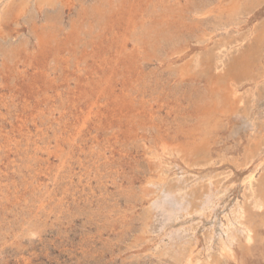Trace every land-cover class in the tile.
Masks as SVG:
<instances>
[{
    "label": "rangeland",
    "instance_id": "rangeland-1",
    "mask_svg": "<svg viewBox=\"0 0 264 264\" xmlns=\"http://www.w3.org/2000/svg\"><path fill=\"white\" fill-rule=\"evenodd\" d=\"M217 1L190 0L186 21L201 20L200 28L179 25L180 44L188 42L190 51L208 46L213 60L205 74L192 72L185 79L180 74L184 60L173 55L174 43L165 38L160 46L143 43L142 51L98 71L93 57L111 44L104 37L112 15L106 0H75L74 6L59 3L41 11L32 5L17 23L9 22L8 37L0 39V264H183L175 250L185 248L187 254L193 247L192 260L199 264L219 258V264H264L263 225L248 247L238 232L230 257H219L225 216L238 204L248 208L249 196L264 188V164L257 168L264 158L258 114L264 76L257 85L253 79L234 84L235 100H242L248 120H222L204 136L206 150L192 149L200 131L190 133L201 123L199 99L207 79L226 76L264 34V0L231 21L216 19ZM205 4L208 14L194 16L193 10ZM203 33L206 42L199 41ZM256 57L264 67V42ZM112 68L117 98L99 99V77ZM157 179L192 203L190 214L165 229L149 210L148 182ZM210 182L219 197L213 213L202 215L198 199ZM178 229L188 234L171 247L166 234Z\"/></svg>",
    "mask_w": 264,
    "mask_h": 264
},
{
    "label": "bare ground",
    "instance_id": "bare-ground-1",
    "mask_svg": "<svg viewBox=\"0 0 264 264\" xmlns=\"http://www.w3.org/2000/svg\"><path fill=\"white\" fill-rule=\"evenodd\" d=\"M74 1L75 0H0V39H5L8 37L7 34H9V32H10L7 30V27L10 26L9 22H14V23L16 22L17 23L21 17H23L29 13V10L31 9L32 5L36 9V11H41L45 6L55 7L59 3L61 5H65L67 7L74 6L73 5ZM189 1L190 0H116L115 2H113L111 0H106V2H108V4L112 8V11H111L112 15L110 17V21L108 23V28L106 30L107 34L105 31L104 37L108 41V43L111 42V44L107 47V50L104 53L99 54L96 57H93L94 61L96 63H98V66H97L98 71L101 70V72H103V73L107 72V69L111 68L110 66L113 67L112 64H116L123 57H129L130 55H132L135 52L142 51L144 49V47L142 46L143 43L145 45H148V46H150V45L160 46V44H158V43H161V40L164 41V38H165V39H167L166 41H169V42L171 41L172 43H174V48L172 49L174 51L173 55H176V54L181 55L180 59L184 60L183 65L180 67V74L183 78L185 76L186 77L189 76L192 72H194L195 74H198V73L199 74H205L208 71V69L210 68V66L212 68V63H213V60H212L209 52L207 51L208 46H206L205 48H194V49H192V51H190L189 45H187L188 42H186V44H184L182 41V44H180L181 38H179L178 28H179V25L181 27L185 28V26L188 25L187 22L190 21V20L186 21V19H188V18H186V16H185V14L187 13V10H190ZM15 2H18L17 6L14 7L13 9H10L11 7H13ZM217 2L219 4V9L221 10V12L219 13V15L216 16V19H219L220 21H222V20L231 21L235 16H237L238 14H241V12L246 9V7L250 6L251 3H254V2L255 3H261L262 0H230L227 4H224L225 2H227L226 0H218ZM114 4H116L115 7H114ZM101 5H102V3H101ZM209 6L210 5L205 4L202 7H196L193 10L194 16L207 15L209 12ZM9 9H10V11H9ZM100 9L97 8L96 13H99ZM10 12H12V13H10ZM31 13H33V12H31ZM7 17L9 19L5 20V18H7ZM89 17H90V15H89ZM157 21H159V22H157ZM192 21H193V23L189 22L190 27H191L190 31H192V29L198 30L200 28L199 24H200L201 20L195 19ZM86 24H87V22H86ZM10 27H12V26H10ZM82 28H83V26H82ZM176 28H177V30H175ZM67 30H68V28H67ZM53 32H54V30H53ZM67 32H69V30ZM43 33H45V32H43ZM84 33H83V35H84ZM164 34L166 36H163ZM40 35H41V33H40ZM42 36L44 37V35H42ZM46 36H48V35L46 34ZM51 36H53V35H51ZM200 36H201V38H199V41L200 42H206V39H205L206 36L204 35V33H203V35L200 34ZM49 39H50V41H52L51 38H48V40ZM256 39H257V42H256L255 46L251 47L242 57H240L232 65V67L230 68V71L228 72V74H226V76L221 77V78L218 76L209 77V79H207V85L204 89V92H202V95H200L201 97L199 99V101L202 102L201 105H203L202 109L201 110L199 109L201 111V112L199 111L200 112L199 113V122H201V123L198 125L201 128V130L198 129L199 128L198 127L195 131H193L194 133L189 132L191 135L194 134V136H197L196 134L200 131L199 136H197V137H199V141H197V140L195 141L194 147L192 145V149L194 148L197 151L206 150L205 149L206 141L204 139V136L211 134L214 130H216L218 128L220 122H222V120L228 119V118H232V120H234V121L248 120L247 113L245 112V110H242V108L240 107L242 100L241 99L235 100L236 99V97H235L236 91L234 89V84H236V82L238 80L253 79L257 85L258 84V78H261L262 76H264V67L261 64L259 58L256 57V55L259 52H261L263 42H264V34L260 33ZM81 40H83V39H81ZM39 41H41V44H44V46H45L46 41H44L43 39H39ZM54 41H55V39L53 40V42ZM53 42H52V44H53ZM85 42H86V40H85ZM130 42H132V44H133V42L135 43V45L131 49L128 45ZM175 43H176V45H175ZM46 46H48V45H46ZM89 49H90V47H89ZM41 51H42V49H41ZM65 56H67V55H65ZM169 56H170V54H169ZM66 65H67V63H66ZM67 66H65V67H67ZM261 68H262V70H261ZM217 69L218 68H215V70H217ZM77 70H78V68H77ZM98 71L96 72V74H98ZM108 71H109L108 75H105L102 78L99 77V79L101 81L99 83L100 87H99L97 96L99 99L107 98V99L113 100V99L117 98L115 76L112 73L113 68L109 69ZM53 73H54V71H53ZM215 75H216V73H215ZM22 76H24V75H22ZM180 81L182 82V78ZM175 89H177V88H175ZM236 89H238V88H236ZM158 90H159V88H158ZM168 92L171 93V91H168ZM189 93H192V92H189ZM113 94H114V96H113ZM254 94H255V92H254ZM141 98H143V97L141 96ZM92 101H94V100H92ZM196 101H197V99H196ZM104 104H105V102H104ZM196 110H197V107H196ZM166 111H167V109H166ZM139 113L141 114V112H139ZM179 113H180V111H179ZM197 114H198V112H197ZM258 114L260 115V129H261V132L263 133V139H264V105L258 111ZM175 115H176V113H175ZM85 116H87V114L84 115V118H85ZM179 118L177 117V120ZM249 118H250V115H249ZM254 118H256V117H254ZM46 120H48V119H46ZM228 122H230V121H228ZM57 123H58V121H57ZM246 123H247V121H246ZM44 125H45V123H44ZM58 125H59V123H58ZM248 125L250 127L255 128V124L253 121L249 122ZM228 126H230V125H228ZM75 127L77 128L76 125L74 126V129H75ZM136 129H138V128H136ZM65 130H67V129H65ZM36 132H37V130H36ZM53 133H56V132L54 131ZM91 137H93V136L91 135ZM137 139H138V137H137ZM54 140H56V138H54ZM164 141H166V140H164ZM64 142H65V140H64ZM68 142H71V140ZM166 143H168V142H165V144ZM184 143H185V141H184ZM169 144H170V142H169ZM68 145H70V144H68ZM153 145H154V143H153ZM163 145H164V143H163ZM167 146L169 148V145H167ZM174 146H176V145H174ZM186 146H189V145H186ZM10 147H11V145H10ZM210 147L211 146H209V148ZM180 148H182V147H180ZM206 148H207V146H206ZM165 149L167 150V148H165ZM3 150L4 149H2V151ZM174 153H176V152H174ZM61 156L59 158H61ZM188 157H190V156H188ZM70 158H71V156H70ZM190 158H192V156ZM156 162H157V160H156ZM156 162L154 163V161H153L152 163L156 164ZM159 162H160V160H159ZM262 164H264V158L260 159L257 168L262 166ZM63 165H65V164H63ZM159 166H160V164H159ZM61 167H62V165H61ZM257 168H256V170H257ZM154 169H155V167H154ZM163 175H164V173H163ZM252 177H253V175L249 176L248 179H250ZM178 181H179V179H178ZM248 182L250 185L251 181L248 180ZM148 184H150V186L153 188V189L151 188V190H150V188H148L150 190L149 191L146 187V189L149 191L148 195L152 194V197H150V200H149V205H150L149 210L152 214V217L155 218L157 221H159V226L161 229H165L166 227L172 225L173 223L178 221L182 215L190 214L189 208L191 207L192 203L185 198V196L182 194V192L180 190H175L176 188L173 189L171 186H166V183L163 179H157L156 181L152 180V181L148 182ZM147 190H144V191L147 192ZM213 192H214V189L212 187V183L210 182L208 190L205 191L203 193V195H201V199H198L201 201V204L198 207L199 208L198 212L200 214L205 215V212L208 210L210 211V213H213V211L215 210L216 202H217L219 196L216 197L215 196L216 194ZM143 195H144V193H143ZM148 195H147V197H148ZM145 197H143V198H145ZM147 197H146V199H148ZM216 198H217V200L215 202ZM249 199L251 200V204L248 208H245L244 205L238 204L235 206V208L231 209V212L229 213V215L225 216L226 222H225V224H221V226H220L221 227V236L219 238L221 241V253L217 250L218 253H220L219 257H223V258H229L230 257L229 252L232 253L230 251L231 246H232L234 241H238V234H237L238 232L242 236H244L245 247H248L249 243L253 240L254 236L257 234V228L261 225L264 226V212L260 213L262 210L264 211V188L257 195L249 196ZM183 230L184 229H178V230H172L170 232H167L166 236H168L169 240H170V243H168L169 246L172 247L173 245H176L175 239L177 240V239L185 238L186 234H188V233L182 234L185 232ZM212 238H213V235L211 234L208 238L209 242L207 241L209 245H210V242L212 241ZM193 249H194V247H193ZM193 249H190V251L187 254H185V248H179V249L177 248V250H175V252H176V257H177L178 262H180V263L183 262V264H199L200 262L199 263H198V261L193 262V260H192ZM207 259H208V257H207ZM220 261H222V260H220V258H219L214 264H219ZM212 263L213 262H211L210 264H212ZM205 264H206V262H205Z\"/></svg>",
    "mask_w": 264,
    "mask_h": 264
}]
</instances>
